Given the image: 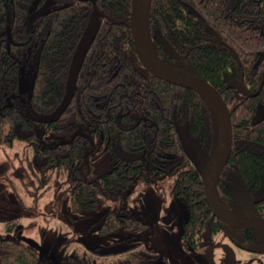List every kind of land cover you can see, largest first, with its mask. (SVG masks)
Listing matches in <instances>:
<instances>
[{"label": "trees", "instance_id": "1", "mask_svg": "<svg viewBox=\"0 0 264 264\" xmlns=\"http://www.w3.org/2000/svg\"><path fill=\"white\" fill-rule=\"evenodd\" d=\"M135 2L0 0V144L30 145L31 164L17 173L27 190L32 177L35 200L44 193L37 192L39 185L49 186L56 173L66 178L72 220L91 217L101 197H133L137 178L177 172L173 192L188 210L183 249L199 250L218 236L259 256L264 233L234 230L214 215L203 174L185 150L184 140L206 169L211 166L220 139L218 115L202 94L143 65L130 27ZM94 15L97 28L71 77ZM147 26L161 61L209 81L222 94L233 145L219 196L232 213L264 219V0H153ZM25 227L22 214L4 219L0 264L160 260L138 243L116 253L99 245L74 249L51 262L16 235ZM148 227L142 217L109 208L97 231L129 229L135 236Z\"/></svg>", "mask_w": 264, "mask_h": 264}, {"label": "rangeland", "instance_id": "2", "mask_svg": "<svg viewBox=\"0 0 264 264\" xmlns=\"http://www.w3.org/2000/svg\"><path fill=\"white\" fill-rule=\"evenodd\" d=\"M97 25L98 17L94 15L74 57L71 77L75 75ZM152 51L160 60L154 49ZM32 159L30 145L26 142L0 144V233L5 232L4 219L22 214L26 227L16 235L47 255L51 262H57L74 249L99 245L104 251L116 253L140 243L160 255L158 264H264V253L256 256L229 242H220L218 236L215 243L199 250L186 252L183 249L180 237L188 210L185 202L173 192L177 172L155 175L149 180L137 178L131 188L133 197H101L91 217L72 220L66 208L68 189L63 175L56 173L49 186L39 185L37 192L40 189L44 193L36 200L30 192L34 189L32 177L28 179L29 190L19 181L17 171L21 170L22 164L26 167L31 164ZM33 179L37 181L35 175ZM109 208L142 217L149 227L135 236L129 229L100 235L97 224Z\"/></svg>", "mask_w": 264, "mask_h": 264}, {"label": "water", "instance_id": "3", "mask_svg": "<svg viewBox=\"0 0 264 264\" xmlns=\"http://www.w3.org/2000/svg\"><path fill=\"white\" fill-rule=\"evenodd\" d=\"M152 1L153 0H136L130 24L136 52L141 62L152 74H155L158 77L176 85H181L197 91L198 93L202 94L209 102L210 99L213 100L218 108L216 109L210 102L218 115L220 125V139L216 155L208 169H206L205 163L200 153L184 140L185 150L190 154L203 174L205 194L208 204L214 215L220 220L228 223L234 230L255 229L264 233V219H247L240 217L232 213L223 204L227 208L226 211L220 203L222 200L218 193V183L220 176L228 163L233 145V125L230 108L228 107L219 90L209 81L192 74H185L176 71L161 60H159V63L154 60V57L151 54L153 46L147 30ZM95 12L99 13V9L96 8ZM160 64H164L166 67L164 68Z\"/></svg>", "mask_w": 264, "mask_h": 264}, {"label": "bare ground", "instance_id": "4", "mask_svg": "<svg viewBox=\"0 0 264 264\" xmlns=\"http://www.w3.org/2000/svg\"><path fill=\"white\" fill-rule=\"evenodd\" d=\"M151 54L153 55V57H154V60L157 62V63H159V60L157 59V57L154 55V53H153V51L151 50ZM162 67H166L164 64L162 65V64H160ZM210 102L212 103V105L216 108V109H218L217 108V105H216V103L213 101V100H211L210 99ZM220 203H221V205L224 207V209L227 211V208L223 205V203L220 201Z\"/></svg>", "mask_w": 264, "mask_h": 264}, {"label": "flooded vegetation", "instance_id": "5", "mask_svg": "<svg viewBox=\"0 0 264 264\" xmlns=\"http://www.w3.org/2000/svg\"><path fill=\"white\" fill-rule=\"evenodd\" d=\"M244 230H248V229H244ZM244 230H242V231H244Z\"/></svg>", "mask_w": 264, "mask_h": 264}]
</instances>
